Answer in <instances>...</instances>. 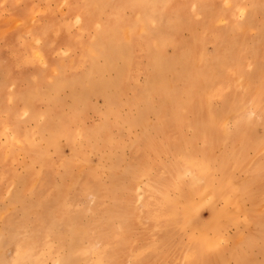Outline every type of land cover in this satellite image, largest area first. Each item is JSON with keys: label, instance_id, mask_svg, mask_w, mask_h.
I'll use <instances>...</instances> for the list:
<instances>
[{"label": "rangeland", "instance_id": "obj_1", "mask_svg": "<svg viewBox=\"0 0 264 264\" xmlns=\"http://www.w3.org/2000/svg\"><path fill=\"white\" fill-rule=\"evenodd\" d=\"M174 1L162 0L157 7L160 18L170 19L172 14L179 18L155 21L157 30H169L155 38L148 34L155 22L149 23L147 12L143 14L134 0H0V264L10 263L26 242H33L31 251L43 254L42 264L92 263L96 248L107 253L100 264H183L184 254L179 255L175 245L185 246L193 235L203 234L196 226L204 227L214 243L202 263L264 264V102L259 103L260 109L253 106L255 98L264 100V0H252L255 7L249 6L247 13L239 0ZM151 4V0L143 3L146 10ZM219 7L223 14L213 26L205 25L204 17L196 13L203 9L202 14L207 11L210 17ZM102 29L107 33L93 47ZM258 42L261 57L256 61L250 49ZM90 48H96V53ZM219 51L223 55L217 56V65L212 61L201 74L203 58L209 62ZM243 54V70L236 72ZM174 58L178 64L169 67ZM173 67L180 69L174 72ZM239 73L243 77L238 80ZM63 80L68 86H63ZM18 94L24 100L28 96L26 101ZM231 95L233 105L223 109ZM167 96L163 103L162 97ZM194 119L198 123L192 126ZM186 147L197 154L199 169L205 159L211 160V179L192 173L173 176L178 154ZM156 178L158 190L153 186ZM169 200H175L185 219L180 236L171 235L176 227H168ZM165 222L169 240L162 247ZM219 225L223 227L220 239L214 229ZM236 252L243 253V260H237ZM172 256H178L177 262Z\"/></svg>", "mask_w": 264, "mask_h": 264}, {"label": "bare ground", "instance_id": "obj_2", "mask_svg": "<svg viewBox=\"0 0 264 264\" xmlns=\"http://www.w3.org/2000/svg\"><path fill=\"white\" fill-rule=\"evenodd\" d=\"M134 1H136V3L135 4H138L137 5V7H140V9H141V7H142V12H143V14H144V11H146L147 12V14H146V18L147 19H149V23H154L155 21H157L159 18H160V15L162 14V13H160L159 11H158V6L161 4V2H162V0H151L152 2H154V4L152 5V7H150L148 10H146L144 7V5H143V3H145V1L146 0H134ZM176 1V3H177V0H175ZM174 1V2H175ZM215 1V0H214ZM231 1V0H230ZM251 1L252 0H250V2L248 3V2H244V1H241V0H239V2H240V6H241V8L243 9V12L245 13H247L248 11L246 10L249 6H253L254 5V7H255V2H252V4H251ZM121 2V1H120ZM119 3V2H118ZM233 3H234V1H233ZM255 3V4H254ZM232 4V3H231ZM146 5V4H145ZM197 5H198V3H197ZM224 5V4H223ZM222 5V6H223ZM261 5V4H260ZM111 6V5H110ZM136 6V5H135ZM228 6H230V5H228ZM258 6V5H257ZM158 7V8H157ZM198 7V6H197ZM196 6L194 7V10L196 9V11L198 10V8H197ZM226 7V6H225ZM234 7V6H233ZM210 8V7H209ZM139 9V10H140ZM163 9V8H162ZM202 10L203 9H201V11L199 12H196L197 14H198V16L199 17H201V18H203L204 17V21L206 20V23H205V25L207 24L208 26L210 25V26H213V24L219 19V17H220V13H221V11H220V7L219 8H216V10L215 11H213L214 13H210V17H209V15H208V13H207V11H206V13H204V15L202 14ZM223 10V9H222ZM261 10V9H260ZM227 11V10H226ZM99 12V11H98ZM224 12V11H223ZM230 12V11H229ZM254 12V11H253ZM226 13V12H225ZM224 13V14H225ZM232 13V12H231ZM142 14V15H143ZM194 14V13H193ZM221 14H223V13H221ZM227 14H228V12H227ZM36 15V14H35ZM247 15V14H246ZM245 15V16H246ZM254 15V14H253ZM263 15V14H262ZM107 16V15H106ZM141 16V15H140ZM168 16V15H167ZM170 16V19L169 18H167V17H163V18H160L158 21H166V20H171V17H173V18H179L178 16L179 15H176V14H172V15H169ZM190 16V15H189ZM225 16H226V14H225ZM229 16H232V14L231 15H229ZM233 16H235V15H233ZM86 17V16H85ZM207 17V18H206ZM228 17V16H227ZM237 17V16H236ZM238 17H239V15H238ZM140 18V17H139ZM145 18V20H147ZM224 18V17H223ZM229 18V17H228ZM250 20V19H249ZM254 20H255V18H254ZM104 21V20H103ZM177 21V20H176ZM235 21V20H234ZM237 22V21H236ZM258 22V21H257ZM256 22V23H257ZM22 23V22H21ZM102 23V22H101ZM178 23H180V22H178ZM264 23V22H263ZM18 24V23H17ZM20 24V23H19ZM155 29L153 30V31H148V34L151 36V35H153L155 38L160 34V33H166L167 31L169 32V30H165V29H163V30H157L156 29V26H157V22H155ZM222 24V23H221ZM246 24V23H245ZM251 24H253V22H251ZM16 25V24H15ZM76 25V24H75ZM236 25V24H235ZM255 25V24H254ZM257 25V24H256ZM149 26V25H148ZM241 26V25H240ZM253 26V25H252ZM103 27H105V26H103ZM123 27V26H122ZM170 27H172V26H170ZM15 28V27H14ZM55 28V27H54ZM105 28H107V27H105ZM112 28V27H111ZM149 28V27H148ZM174 28H175V25H174ZM233 28H237V27H233ZM110 29V28H109ZM206 29V28H205ZM222 29V28H221ZM226 29V28H225ZM238 30H239V28H237ZM248 29V28H247ZM172 30H174V29H172ZM228 30V29H227ZM231 30V29H230ZM236 30V29H235ZM229 31V30H228ZM234 32V31H233ZM259 32V31H258ZM107 33V30H104V29H102V30H100V31H98V34H97V39L95 40V42H93V47H95L97 44H98V42H100L101 40H103V38H104V36H105V34ZM263 33V32H262ZM170 35H171V32L169 33ZM168 34V35H169ZM4 35V34H3ZM133 35V34H132ZM164 35H166V34H164ZM220 35V34H219ZM222 35V34H221ZM220 35V36H221ZM229 35V34H228ZM232 35V34H231ZM54 36V35H53ZM223 36H225V33H223ZM242 36V35H241ZM259 36V35H258ZM55 37V36H54ZM148 37V36H147ZM154 37H153V39H154ZM232 37V36H231ZM238 37V36H237ZM158 38V37H157ZM17 39V38H16ZM194 39V38H193ZM255 39V38H254ZM259 39V38H258ZM257 39V40H258ZM113 40V39H112ZM235 40V39H234ZM234 40H232V41H234ZM260 40V39H259ZM194 41V40H193ZM223 40H221V42H222ZM244 41H246L245 39H244ZM102 42V41H101ZM141 42V41H140ZM220 42V43H221ZM227 42V41H226ZM229 42V41H228ZM236 42V41H235ZM240 42V41H239ZM249 42V41H248ZM255 42H257V41H255ZM254 42V43H255ZM153 43H154V41H153ZM172 43H173V41H172ZM178 43V42H177ZM243 43V42H242ZM246 43V42H245ZM262 43V42H261ZM106 44H108L107 43V41H106ZM115 44V43H114ZM144 44V43H143ZM158 44H159V42H158ZM176 44V43H175ZM227 44H229V43H227ZM237 44V43H236ZM247 44V43H246ZM99 45V44H98ZM224 45V44H223ZM264 45V44H263ZM105 46V45H104ZM151 46H152V42H151ZM220 46V45H219ZM238 46V45H237ZM239 46H241V45H239ZM153 47V46H152ZM175 47V46H174ZM234 47V46H233ZM232 47V48H233ZM97 48V47H96ZM95 48V49H96ZM108 48V47H107ZM124 48V47H123ZM133 48V47H132ZM132 48H131V52H132ZM223 48V47H222ZM230 48V47H229ZM232 48H230V49H232ZM245 48H246V45H245ZM245 48L243 49V50H245ZM248 48H249V46H248ZM9 49V48H8ZM95 49H93V48H90L89 49V51L90 52H92V53H96L94 50ZM156 49H157V47H156ZM183 49V48H182ZM217 49H219V47L217 48ZM216 49V50H217ZM106 50V49H105ZM226 49H224V51H225ZM252 52H253V55H254V57H255V60L256 61H259L260 60V51H259V42L258 43H256V45L253 47V46H251V49H250ZM103 51V50H102ZM109 51V50H108ZM120 51V50H119ZM152 51H154V50H152ZM182 51V50H181ZM230 51V50H229ZM117 52V50L115 51V53ZM151 52V51H150ZM231 52V51H230ZM229 52V53H230ZM238 52V51H237ZM247 52V51H246ZM8 53V52H7ZM89 53V52H88ZM99 53V52H98ZM100 55H103V52H101L100 51ZM152 53V52H151ZM30 54V53H29ZM112 54H114V53H112ZM132 54V53H131ZM179 55L177 56V61H179L180 60V53H178ZM200 54H202V53H200ZM239 54H240V52H239ZM116 55V54H115ZM221 55H223L222 54V52L221 51H219L216 55H214L212 58L210 57L209 58V62L207 61V58H206V56L203 58V61H202V65H201V67H200V73L202 74V73H204V69L206 68V67H208L209 66V64L211 63V65H212V63L213 62H215L216 64L215 65H217V58L219 59V57L221 58ZM227 55V54H226ZM225 55V56H226ZM230 55V54H229ZM241 55V54H240ZM262 55V54H261ZM131 56V55H130ZM130 56H128V57H130ZM154 56V55H153ZM217 56H219V57H217ZM236 56V55H235ZM248 56V55H247ZM104 57V56H103ZM109 57V56H108ZM107 57V58H108ZM127 57V58H128ZM230 57V56H229ZM202 58V57H201ZM246 58V56L243 54L242 56H241V58L239 59V63L241 64L240 66L238 65V67L236 66V72H237V69H239L240 71H242L243 70V68H242V66H243V60ZM43 59V58H42ZM151 59H152V54H151ZM182 61H180V62H182V64H184V62H185V60H186V57H184V55L182 56ZM222 59H224V58H222ZM247 59H249L248 57H247ZM98 60V59H97ZM107 59H105V61H106ZM126 60V59H125ZM130 60V59H129ZM226 60V59H225ZM127 61V60H126ZM198 61V60H197ZM213 61V62H212ZM263 61V60H262ZM128 62V61H127ZM219 62H221V59H220V61ZM128 63H130V62H128ZM128 63H127V65H128ZM200 63V62H199ZM48 64V63H47ZM110 64V63H109ZM176 64H178V63H176V59L174 58V63H170L168 66L170 67V66H175ZM220 64V63H219ZM219 64H218V66H219ZM76 65V64H75ZM179 65H180V63H179ZM197 65V64H196ZM224 65V64H223ZM162 66L164 67L165 66V62H162ZM197 67V66H196ZM210 67V66H209ZM235 67V66H234ZM260 67H261V65H260ZM259 67V68H260ZM130 68V67H129ZM175 67H173V68H170V70L172 69V71L174 70V72H178L177 70H179L178 68H177V70L176 69H174ZM221 68V67H220ZM88 69V68H87ZM235 69V68H234ZM262 69V68H261ZM37 70V69H36ZM176 70V71H175ZM80 71V70H79ZM92 71V70H91ZM191 71V70H190ZM210 71H211V69H210ZM10 72V71H9ZM61 72V71H60ZM95 72V71H94ZM93 72V73H94ZM160 72H162V71H160ZM100 73V72H99ZM102 73V72H101ZM158 73V72H157ZM205 74V73H204ZM244 74V73H243ZM247 74H249V72L247 73ZM180 75V74H179ZM230 75V74H229ZM93 76H94V74H93ZM216 76V75H215ZM232 76V75H231ZM79 77V76H78ZM98 77V76H97ZM96 77V78H97ZM160 77V76H159ZM162 77V76H161ZM200 77H201V75H200ZM243 76H242V74L241 73H239V77L237 76V78H238V80L240 79V78H242ZM101 78H103V77H101ZM233 76H232V80H233ZM231 79V78H230ZM230 79L228 80V82L230 81ZM236 79V78H235ZM92 80V79H91ZM158 80H160L159 78H158ZM165 80H167V79H165ZM202 80V79H201ZM60 81V80H59ZM162 81H163V79H162ZM176 81V80H175ZM174 82V81H173ZM173 82H171V83H173ZM182 82V81H181ZM227 82V83H228ZM63 83H65L64 82V80H63ZM63 83H62V85H63ZM77 83H79V81H77ZM185 83V82H184ZM203 83V82H202ZM11 84V83H10ZM59 84V83H58ZM168 84V83H167ZM175 84V83H174ZM197 84V83H196ZM204 84V83H203ZM202 84V85H203ZM250 84H251V82H250ZM48 85V84H47ZM65 85H67V83H65L63 86H65ZM93 85V84H92ZM169 85V84H168ZM173 85V84H172ZM179 85H180V83H179ZM219 85V84H218ZM244 85V84H243ZM259 85V84H258ZM68 86V85H67ZM86 87H89V86H87V85H85ZM184 86V85H183ZM204 86V85H203ZM18 87H20V86H18ZM78 87V86H77ZM164 87V86H163ZM173 87H175V86H173ZM219 87H221V86H219ZM90 88H92V87H90ZM94 88H97V87H94ZM197 88V87H196ZM210 88V87H209ZM215 88V87H214ZM213 88V89H214ZM229 88V87H228ZM237 88V87H236ZM243 88V87H242ZM247 88V87H246ZM57 89L59 90V88L57 87ZM81 89V88H80ZM170 89V88H169ZM185 89V88H184ZM244 89V88H243ZM56 90V89H55ZM54 90V91H55ZM163 90V89H162ZM162 90H160V91H162ZM172 90V89H171ZM175 90V89H174ZM173 90V91H174ZM192 90V89H191ZM198 91L200 90V87H198V89H197ZM86 91V90H85ZM93 91V90H92ZM159 91V92H160ZM198 91L196 92V94H195V97H196V95H198L197 93H198ZM208 91H209V89H208ZM242 91V90H241ZM264 91V90H263ZM165 92V91H164ZM261 92V90L259 91V93ZM41 93V92H40ZM44 93V92H43ZM162 93V92H161ZM170 93V92H169ZM185 93V92H184ZM254 93H255V91H254ZM0 94H1V92H0ZM144 94H148V90L147 91H144ZM163 94V93H162ZM168 94V93H167ZM261 94V93H260ZM264 94V93H263ZM29 96H30V94H28ZM44 95V94H43ZM79 96H80V94H78ZM170 95V94H169ZM168 95V96H169ZM258 95V94H257ZM2 96V95H1ZM22 95H20V94H18V97H19V99H23V102H25L26 101V98L28 97H26L25 98V100H24V98H22L21 97ZM56 96V95H55ZM168 96L167 97H164V99H163V97H162V101H163V103L165 102L164 100L166 99V100H168ZM255 96H256V94H255ZM261 96V95H260ZM31 97H33V96H31ZM53 97V96H52ZM51 97V98H52ZM177 97V94H175L174 95V98H176ZM240 97H241V95H240ZM41 98V97H40ZM44 98H46V96L44 97ZM149 98V97H148ZM184 98V97H183ZM182 98V99H183ZM230 99H228V101H227V103H226V105L227 106H225L223 109H229V107L230 106H232L231 105V102H233V98H234V96L233 95H231L230 97H229ZM38 99H39V97H38ZM47 99V98H46ZM48 99H49V97H48ZM47 99V100H48ZM77 99V98H76ZM179 99V98H178ZM242 99V98H241ZM85 100V99H84ZM59 101V100H58ZM76 101V100H75ZM170 101H172V97H171V99H170ZM208 101V100H207ZM206 101V102H207ZM240 101V100H239ZM38 102V101H37ZM51 102V101H50ZM175 102V101H174ZM189 102H190V100H189ZM253 102V101H252ZM261 102H264V100H263V97L261 96L260 98H255V101H254V104H253V106L255 107V109H257V107L260 109V106H261V104H259V103H261ZM35 103H36V101H35ZM32 104V103H31ZM77 104H79V102L77 101ZM136 104V103H135ZM172 104V103H171ZM186 104V103H185ZM188 104V103H187ZM186 104V105H187ZM208 104V103H207ZM11 105V104H10ZM114 105V104H113ZM179 105V104H178ZM137 106V105H136ZM155 106V105H154ZM182 106V105H181ZM114 107V106H113ZM147 107H148V105H147ZM180 107V106H179ZM210 107V106H209ZM76 108V107H75ZM115 108V107H114ZM132 108V107H131ZM161 108V107H160ZM186 108V107H185ZM209 109V108H208ZM253 109V108H252ZM1 110V109H0ZM39 110V109H38ZM80 110V109H79ZM180 110V109H179ZM235 110H238V109H235ZM52 111V110H51ZM153 111H155V110H153ZM160 111V110H159ZM209 111V110H208ZM253 111V110H252ZM116 112V111H115ZM207 112V111H206ZM238 112V111H237ZM255 112H257V111H255ZM261 112V111H260ZM145 113V112H144ZM150 113V112H149ZM160 113V112H159ZM185 113H186V110H185ZM194 113V112H193ZM250 113V112H249ZM45 114V113H44ZM183 114H184V112H183ZM263 114H264V112H263ZM51 115L53 116V118H54V120H53V122L55 123V118H56V114L54 113V111H52L51 112ZM148 115V114H147ZM195 115V114H194ZM251 115V114H250ZM176 116V115H175ZM178 117H179V115H177ZM39 117V116H38ZM66 117V116H65ZM127 117V116H126ZM145 117V116H144ZM161 117V116H160ZM209 117V116H208ZM259 117H261V116H259ZM210 118V117H209ZM225 118V117H224ZM35 119V118H34ZM62 119V118H61ZM61 119H60V121H61ZM64 119V118H63ZM105 119V118H104ZM130 119H131V116H130ZM135 119H136V117H135ZM134 119V120H135ZM140 119V118H139ZM178 119V118H177ZM176 119V120H177ZM253 118H251V120H252ZM57 120H58V118H57ZM72 120H74V119H72ZM123 120V119H122ZM160 120V119H159ZM209 120H212V119H209ZM227 120V119H226ZM251 120L250 121H248L247 123H249V122H251ZM261 120V119H260ZM7 121V120H6ZM45 121V120H44ZM82 121V120H81ZM139 121V120H138ZM183 121H185V119L183 120ZM257 121V120H256ZM129 123V122H128ZM198 122H197V120L196 119H194V120H192L191 121V125L192 126H194V125H196ZM209 123V122H208ZM214 123V122H213ZM216 123V122H215ZM62 124V123H61ZM123 124V123H122ZM187 124H188V122H187ZM78 125V124H77ZM105 125V124H104ZM138 125V124H137ZM147 125V124H146ZM190 125V124H189ZM247 125V124H246ZM256 125V124H255ZM14 126V125H13ZM39 126V125H38ZM66 126V125H65ZM134 126H136L135 124H134ZM254 126V125H253ZM252 126V127H253ZM257 126V125H256ZM64 127V126H63ZM107 127V126H106ZM113 127V126H112ZM129 127V126H128ZM181 127V126H180ZM183 127V126H182ZM191 127V126H190ZM210 127V126H209ZM192 128V127H191ZM218 128V127H217ZM223 128V127H222ZM240 128V127H239ZM49 129V128H48ZM106 129V128H105ZM147 129V128H146ZM145 129V130H146ZM195 129V128H194ZM193 129V130H194ZM210 129V128H209ZM225 129V128H224ZM22 130V129H21ZM70 130V129H69ZM80 130V129H79ZM97 130V129H96ZM101 130V129H100ZM181 130V129H180ZM216 130V129H215ZM42 131V130H41ZM40 131V132H41ZM104 131V130H103ZM146 131H148V130H146ZM189 131V130H188ZM242 131H243V129H242ZM245 131V130H244ZM243 131V132H244ZM66 132V131H65ZM99 132V131H98ZM101 132H102V130H101ZM216 132V131H215ZM229 132V131H228ZM250 132V131H249ZM110 133V132H109ZM156 133V132H155ZM198 133V132H197ZM222 133H223V131H222ZM57 134V133H56ZM55 134V135H56ZM62 134V133H61ZM99 134V133H98ZM97 134V135H98ZM176 134V133H175ZM181 134V133H180ZM228 134V133H227ZM34 135V134H33ZM32 135V136H33ZM36 135V134H35ZM39 135V134H38ZM90 134H88V136H89ZM96 135V136H97ZM153 135V134H152ZM225 135V134H224ZM92 136H94V135H92ZM100 136V135H99ZM173 136V135H172ZM171 136V137H172ZM177 136V135H176ZM235 136V135H234ZM238 136H239V134H238ZM245 136H247L246 135V133H245ZM58 137V136H57ZM82 137V136H81ZM80 137V138H81ZM107 137V136H106ZM198 137V136H197ZM228 137V136H227ZM233 137V136H232ZM32 138V137H31ZM49 138V137H48ZM48 138H46V139H48ZM86 138V137H85ZM261 138V137H260ZM21 139V138H20ZM37 139H39V138H37ZM43 139V138H42ZM41 139V140H42ZM59 139V138H58ZM82 139V138H81ZM88 139V138H87ZM209 139V138H208ZM228 139V138H227ZM243 139V138H242ZM250 139V138H249ZM32 140V139H31ZM50 140H51V138H50ZM82 140H84V138L82 139ZM101 140H102V138H101ZM118 140H120V139H118ZM235 140V139H234ZM36 141V140H35ZM47 141V140H46ZM52 141V140H51ZM54 141H56L55 139H54ZM223 141V140H222ZM236 141V140H235ZM40 142V141H39ZM72 142V141H71ZM82 142H84V141H82ZM161 142V141H160ZM198 142V141H197ZM202 142V141H201ZM209 142V141H208ZM38 143V142H37ZM51 143V142H50ZM258 143V142H257ZM84 144V143H83ZM82 144V145H83ZM148 144V143H147ZM218 144V143H217ZM235 144V143H234ZM244 144V143H243ZM19 145V144H18ZM35 145V144H34ZM73 145V144H72ZM81 145V146H82ZM139 145V144H138ZM149 145V144H148ZM166 145V144H165ZM241 145V144H240ZM22 146V145H21ZM48 146V145H47ZM74 146V145H73ZM106 146V145H105ZM186 146H188V145H186ZM213 146V145H212ZM7 147V146H6ZM23 147V146H22ZM241 147V146H240ZM253 147V146H252ZM137 148V147H136ZM141 148V147H140ZM153 148V147H152ZM155 148H156V145H155ZM166 148V147H165ZM187 148V147H186ZM209 148V147H208ZM214 148V147H213ZM138 149V148H137ZM142 149V148H141ZM241 149V148H240ZM8 150V149H7ZM6 150V151H7ZM18 150V149H17ZM41 150H42V148H41ZM116 150V149H115ZM145 150V149H144ZM157 150V149H156ZM210 150V149H209ZM167 151V150H166ZM240 151H243V150H240ZM4 152V151H3ZM15 152H16V150H15ZM36 152V151H35ZM42 152V151H41ZM144 152V151H143ZM201 152H202V150H201ZM212 152V151H211ZM13 153H14V151H13ZM19 153V152H18ZM118 153H120V152H118ZM148 153V152H147ZM154 153V152H153ZM164 153V152H163ZM258 153V152H257ZM256 153V154H257ZM39 154H41V153H39ZM144 154V153H143ZM146 154V153H145ZM2 155H3V153H2ZM5 155V154H4ZM8 155V154H7ZM35 155V154H34ZM179 159L176 161V164H174V167H173V170L174 171H172V173H173V176H177V177H183L185 174H187V175H189L188 173H192V175L194 176V177H196V176H205V178H206V180H209V179H211V177L213 176V172H214V168H213V164H211V160H210V156H209V160L210 161H208V160H204L203 162H204V164L202 163V168H200L199 169V167L197 166V164H196V159H197V154H195V152H193L192 151V149H185V150H183V149H181V151L179 152ZM202 155V154H201ZM11 156V155H10ZM257 156V155H256ZM38 157V156H37ZM36 157V158H37ZM111 157V156H110ZM205 157V156H204ZM124 158V157H123ZM0 159H2V158H0ZM38 159V158H37ZM77 159V158H76ZM121 159V158H120ZM199 159V158H198ZM201 159V158H200ZM243 159V158H242ZM6 160V159H5ZM82 160V159H81ZM231 160V159H230ZM116 161V160H115ZM123 161H124V159H123ZM122 161V162H123ZM161 161V160H160ZM166 161H167V159H166ZM71 162V161H70ZM76 162V161H75ZM106 162V161H105ZM146 162V161H145ZM144 162V163H145ZM217 162V161H216ZM252 162H253V160H252ZM65 163V162H64ZM110 163V162H109ZM146 163H148V162H146ZM154 163V162H153ZM10 164V163H9ZM8 164V165H9ZM69 164V163H68ZM86 164V163H85ZM87 164H88V162H87ZM118 164H120V163H118ZM229 164V163H228ZM252 164V163H251ZM250 164V165H251ZM258 164H259V166L260 165H262V161L261 160H258ZM60 165V164H59ZM112 165V164H111ZM215 165H216V163H215ZM81 166V165H80ZM118 166V165H117ZM127 166V165H126ZM144 166V165H143ZM152 166V165H151ZM201 166V165H200ZM221 166H223V165H221ZM256 166H257V162H256ZM82 167V166H81ZM84 167H86L85 165H84ZM106 167V166H105ZM214 167H216V166H214ZM71 168V167H70ZM101 168V167H100ZM106 168H108V167H106ZM148 168V167H147ZM150 168V167H149ZM68 169V168H67ZM72 169V168H71ZM76 169V168H75ZM89 169V168H88ZM146 169V168H145ZM136 170V169H135ZM150 170H152V169H150ZM71 171V170H70ZM89 171V170H88ZM145 171H147V170H145ZM2 172V171H1ZM58 172H60V171H58ZM139 172V171H138ZM149 172V171H148ZM217 172V171H216ZM220 172V171H219ZM12 173V172H11ZM61 173V172H60ZM77 173V172H76ZM100 173V172H99ZM98 173V174H99ZM112 173V172H111ZM124 173V172H123ZM162 173V172H161ZM79 174V173H78ZM117 174V173H116ZM121 174V173H120ZM139 174H141V176H143V174L142 173H139ZM148 174V173H147ZM36 175V174H35ZM62 175V174H61ZM70 175V174H69ZM112 175H113V173H112ZM123 175V174H122ZM128 175V174H127ZM10 176V175H9ZM20 176V175H19ZM18 176V177H19ZM71 176V175H70ZM102 176V175H101ZM261 176V175H260ZM263 176V175H262ZM26 177V176H25ZM39 177V176H38ZM61 177V176H60ZM64 177V176H63ZM121 177V176H120ZM216 177V176H215ZM3 178V177H2ZM8 178V177H7ZM6 178V179H7ZM16 178V177H15ZM95 178H97V177H95ZM111 178V177H110ZM114 178V177H113ZM129 178V177H128ZM132 178V177H131ZM223 178H225V177H223ZM256 178V177H255ZM44 179V178H43ZM42 179V180H43ZM75 179V178H74ZM87 179V178H86ZM94 179V178H93ZM102 179V178H101ZM122 179V178H121ZM124 179V178H123ZM138 179V178H137ZM174 179V178H173ZM181 179V178H180ZM20 180V179H19ZM70 180V179H69ZM85 180V179H84ZM111 180H112V178H111ZM159 180L160 179H155V183H153V186H155V184L157 185V189L156 190H158V188H159ZM176 180V179H175ZM203 180V179H202ZM61 181V180H60ZM66 181V180H65ZM106 181H108V180H106ZM121 181H123V180H121ZM124 181H125V179H124ZM127 181V180H126ZM177 181V180H176ZM179 181V180H178ZM215 181V180H214ZM219 181V180H218ZM62 182V181H61ZM70 182V181H69ZM71 182H73V181H71ZM95 182H96V180H95ZM111 182V181H110ZM168 182V181H167ZM167 182H162V186L164 187V186H166V184H167ZM1 183V182H0ZM35 183H36V181H35ZM34 183V184H35ZM47 183V182H46ZM67 184H68V182H66ZM65 183V184H66ZM77 183V182H76ZM97 183V182H96ZM127 183V182H126ZM184 183V182H183ZM15 184H16V182H15ZM19 184V183H18ZM17 184V185H18ZM31 184H33V183H31ZM61 184V183H60ZM66 184V185H67ZM99 184V183H98ZM111 184V183H110ZM217 184H218V182H217ZM222 184V183H221ZM2 185V184H1ZM46 185V184H45ZM69 185V184H68ZM71 185V187H72V184H70ZM95 185V184H94ZM116 186H117V184H115ZM175 185V184H174ZM177 185V184H176ZM175 185V186H176ZM180 185V184H179ZM186 185V184H185ZM192 185V184H191ZM52 186V185H51ZM63 186H64V183H63ZM90 187V185H87V187ZM93 186V185H92ZM109 186V185H108ZM149 186V185H148ZM175 186L173 187V188H175ZM214 186V185H213ZM40 187V186H39ZM53 187V186H52ZM58 187V186H57ZM65 187V186H64ZM96 187V186H95ZM94 187V188H95ZM171 187V186H170ZM20 188V187H19ZM19 188H17V190L19 189ZM32 188H33V186H32ZM42 188V187H41ZM49 188V187H48ZM55 188V187H54ZM65 188H67V187H65ZM73 188V187H72ZM93 188V189H94ZM172 188V187H171ZM181 187L179 186V190H181L180 189ZM21 189V188H20ZM87 189V188H86ZM105 189V188H104ZM166 189H168V188H166ZM166 189H165V191H166ZM177 189V188H176ZM187 189H189V188H187ZM220 189H222V188H220ZM16 190V189H15ZM31 190V189H30ZM50 190V189H49ZM56 190V189H55ZM76 190V189H75ZM85 190V189H84ZM120 190V189H119ZM173 189H171V191H172ZM178 190V191H179ZM193 190V189H192ZM58 192H59V190H57ZM56 191V192H57ZM98 190H96V192H97ZM153 191V190H152ZM176 191V190H175ZM184 191V190H183ZM254 191V190H253ZM18 192H20L19 190H18ZM51 192V191H50ZM61 192V191H60ZM84 192V191H83ZM91 192V191H90ZM89 192V193H90ZM93 192V191H92ZM95 192V191H94ZM147 192V191H146ZM259 192V191H258ZM81 193H82V191H81ZM85 193V192H84ZM144 193V192H143ZM164 193V192H163ZM178 193V192H177ZM256 193V192H255ZM15 194V193H14ZM17 194V193H16ZM32 194V193H31ZM47 194V193H46ZM87 194V193H86ZM98 194V193H97ZM96 194V195H97ZM107 194V193H106ZM117 194V193H116ZM186 194V193H185ZM19 195V194H18ZM54 195V194H53ZM58 195V194H57ZM56 195V196H57ZM163 195V194H162ZM168 195H169V193H168ZM46 196V195H45ZM44 196V197H45ZM48 196V195H47ZM164 196V195H163ZM166 196V195H165ZM198 196V195H197ZM53 197V196H52ZM102 197V196H101ZM100 197V198H101ZM114 197H116V196H114ZM151 197V196H150ZM153 197V196H152ZM194 197V196H193ZM250 197V196H249ZM248 197V198H249ZM41 198V197H40ZM66 198V197H65ZM14 199V198H13ZM101 199H103V198H101ZM162 199V198H161ZM250 199V198H249ZM17 200V199H16ZM98 200V199H97ZM245 200V199H244ZM253 200V199H252ZM21 201V200H20ZM19 201V202H20ZM25 201V200H24ZM93 201V200H92ZM112 201V200H111ZM243 201V200H242ZM31 202V201H30ZM112 202H114V201H112ZM118 202V201H117ZM127 202H129V201H127ZM169 202H170V200H169ZM167 203V208H166V210H165V215L166 216H168L169 218H168V227H170V226H174V227H176L175 228V230H173V232L171 233V235L173 234V235H175V236H180L181 234H182V230H180V228H182V226L183 225H185V219L184 220H182V211L178 208V206L176 205V202H175V200H172V202H170L171 203V205H170V203ZM28 204V203H27ZM70 204V203H69ZM112 204V203H111ZM111 204H110V206H111ZM127 204V203H126ZM159 204V203H158ZM233 204V203H232ZM21 205V204H20ZM29 205V204H28ZM73 205V204H72ZM91 205V204H90ZM101 205V204H100ZM114 205V204H113ZM128 205V204H127ZM164 205V204H163ZM166 205V204H165ZM164 205V206H165ZM181 205V204H180ZM19 206V205H18ZM88 206V205H87ZM233 206V205H232ZM109 207V206H108ZM112 207V206H111ZM169 207H170V210L168 211V209H169ZM23 208H24V206H23ZM28 208V207H27ZM113 208H115V206L113 207ZM22 209V208H21ZM105 209H107V208H105ZM164 209V208H163ZM179 209V210H178ZM83 210V209H82ZM81 210V211H82ZM94 210V209H93ZM92 210V211H93ZM108 210V209H107ZM110 210V209H109ZM140 210H141V208H140ZM139 210V211H140ZM24 211V210H23ZM67 211V210H66ZM78 211V210H77ZM96 211V210H95ZM86 212H88V211H86ZM91 212V211H90ZM114 212V211H113ZM115 212H116V210H115ZM221 212V211H220ZM27 213V212H26ZM48 213V212H47ZM92 213V212H91ZM97 213V212H96ZM111 213V212H110ZM141 213V212H140ZM253 213V212H252ZM5 214V213H4ZM49 214V213H48ZM83 214H85V213H83ZM93 214V213H92ZM114 214V213H113ZM112 214V215H113ZM116 214H117V212H116ZM119 214V213H118ZM190 214V213H189ZM192 214V213H191ZM20 215V214H19ZM97 215V214H96ZM214 215V214H213ZM2 216V215H1ZM24 216V215H23ZM221 216V215H220ZM228 216L230 217V219H234L235 217H234V215L233 214H228ZM241 216V215H240ZM6 217V216H5ZM9 217V216H8ZM14 217V216H13ZM68 217H70V216H68ZM83 217V216H82ZM101 217V216H100ZM109 217V216H108ZM135 217H137V216H135ZM138 217H139V214H138ZM147 217H149V216H147ZM157 217H160V215L159 216H157ZM24 218V217H23ZM94 218V217H93ZM96 218V217H95ZM220 218V217H219ZM223 218V217H222ZM12 219V218H11ZM38 219V218H37ZM36 219V220H37ZM120 219V218H119ZM118 219V220H119ZM217 219V218H216ZM221 219V218H220ZM219 219V220H220ZM9 220V219H8ZM13 220H15V219H13ZM99 220V219H98ZM111 220V219H110ZM139 220V219H138ZM167 220V219H166ZM262 220V219H261ZM5 221V220H4ZM53 221V220H52ZM75 221V220H74ZM74 221H72V222H74ZM136 221V220H135ZM139 221H141V220H139ZM34 222V221H33ZM40 222H41V220H40ZM70 222H71V220H70ZM192 222H193V220H192ZM91 223V222H90ZM140 223V222H139ZM215 223H216V220H215ZM242 223V222H241ZM20 224V223H19ZM18 224V225H19ZM44 224V223H43ZM49 224V223H48ZM54 224V223H53ZM68 224V223H67ZM73 224V223H72ZM122 224V223H121ZM147 224V223H146ZM192 224H194V223H192ZM209 224V223H208ZM210 224H211V222H210ZM229 224V223H228ZM261 224V223H260ZM22 225V224H21ZM66 225V224H65ZM79 225V224H78ZM112 225V224H111ZM115 225V224H114ZM144 225V224H143ZM167 225V223L165 222V224H164V226L162 227V231H163V235H161V239H163V240H161V242H160V246H161V243L163 244L164 243V245L162 246V247H164V246H166V244H168L167 243V241L169 240V238H168V236H169V233L164 229L165 228V226ZM226 225V224H225ZM53 226H55V225H53ZM74 226V225H73ZM77 226V225H76ZM215 226V225H214ZM15 227V226H14ZM17 227V226H16ZM75 227V226H74ZM87 227V226H86ZM114 227V226H113ZM117 227V226H116ZM119 227V226H118ZM123 227V226H122ZM199 227V229H198V232H200V231H204V232H202L203 234H200V235H198V236H196L195 237V235H193L192 236V240L190 241V243H188V244H185V246L181 243V242H177L176 243V245H175V247H176V250L178 251V254L180 255V254H184V255H181V257H182V260H183V264H201L203 261H204V259H205V253H206V251L209 249V248H211L212 246H214V243L211 241V239H212V237H210L209 235L210 234H208L206 231V229L204 228V227H202L201 228V226H196V228H198ZM220 227V228H219ZM219 227H214V229L215 230H218L217 231V235L216 236H218L219 235V239H220V234L222 233V231H223V227L222 226H220L219 225ZM44 228V227H43ZM42 228V229H43ZM67 228V227H66ZM195 228V229H196ZM211 228V227H210ZM19 229V228H18ZM23 229V228H22ZM36 229V228H35ZM70 229V228H69ZM260 229V228H259ZM6 230V229H5ZM17 230V229H16ZM38 230V229H37ZM262 230V229H261ZM7 231V230H6ZM27 231V230H26ZM25 231V233H27ZM70 231V230H69ZM123 231V230H122ZM164 231H166V234H165V232ZM210 231H211V229H210ZM15 232V231H14ZM19 232V231H18ZM29 232H30V229H29ZM74 232V231H73ZM75 232H77L76 230H75ZM3 233V232H2ZM20 233V232H19ZM79 233V232H78ZM197 233V232H196ZM216 233V232H215ZM123 234V233H122ZM17 235L19 236L20 234H18L17 233ZM27 235V234H26ZM124 235H125V233H124ZM264 235V234H263ZM33 236V235H32ZM50 236V235H49ZM77 236V235H76ZM113 236H115V234L113 235ZM122 235H120V237H121ZM212 236V235H211ZM214 236V235H213ZM215 236V237H216ZM252 236V235H251ZM260 236V235H259ZM34 237V239H35V236H33ZM116 237H117V235H116ZM124 237V236H123ZM262 237V236H261ZM60 238V237H59ZM260 238V237H259ZM65 239V238H64ZM218 239V240H219ZM246 239V238H245ZM82 240V239H81ZM90 240V239H89ZM96 240V239H95ZM94 240V241H95ZM130 240V239H129ZM185 240V239H184ZM248 240V239H247ZM36 241V240H35ZM98 241V240H97ZM96 241V242H97ZM113 241V237H112V239L110 240V242H112ZM215 241V240H214ZM245 241V240H244ZM249 241V240H248ZM52 242L53 241H51V244H52ZM75 242V241H74ZM73 242V243H74ZM56 243V242H55ZM61 243V242H60ZM83 243V242H82ZM89 243V242H88ZM92 243H94V242H92ZM130 243V242H129ZM240 243H242V242H240ZM84 244V243H83ZM82 244V245H83ZM127 244H128V242H127ZM126 244V245H127ZM52 245H54V244H52ZM56 245V244H55ZM132 245V244H131ZM247 245H249V244H247ZM48 246H49V244H48ZM63 246H65V245H63ZM76 246H78V245H76ZM92 246V245H91ZM109 246V245H108ZM160 246H158V248L160 249L161 247ZM241 246V245H240ZM254 246H255V244H254ZM31 247H33V242H26V244H22V245H20L18 248H17V251H16V254L14 255V257L12 258V260L10 261V263H8V264H42V261H43V257H42V255L43 254H36V253H34V249H33V251H31ZM75 247V246H74ZM79 247H81V249L83 248V246H79ZM79 247H78V249H79ZM216 247V246H215ZM247 247V246H246ZM245 247V248H246ZM12 248V247H11ZM54 248V247H53ZM85 248V247H84ZM92 248V247H91ZM126 248V247H125ZM249 248V247H248ZM50 249V248H49ZM52 249V248H51ZM58 249V248H57ZM61 250H62V248H61ZM73 250V249H72ZM80 250V249H79ZM88 250V249H87ZM225 250V249H224ZM245 250H247V249H245ZM83 251V250H82ZM89 251V250H88ZM51 252V251H50ZM50 252H49V254H50ZM60 252V251H59ZM70 252H72V251H69L68 253H70ZM76 252V251H75ZM73 253V252H72ZM78 253H81V252H78ZM88 253V252H87ZM220 253V252H219ZM48 254V253H47ZM86 254V253H85ZM91 254H94V256H95V261L94 262H89L88 260V263L87 264H100V261H101V259H103L104 258V255L105 256H107V253H105V250H103V249H97L96 248V250H93L92 251V253ZM242 252H236V258H237V260L238 261H240V259L241 260H243V256H242ZM260 254V253H259ZM45 255V254H44ZM178 255V256H179ZM223 255V254H222ZM70 256V255H69ZM113 256V255H112ZM162 256L164 257V258H166V259H170V257H169V255L168 254H163L162 253ZM178 256L176 257V256H172L173 258H174V260H175V262H177V258H178ZM85 257V256H84ZM90 257V256H89ZM111 257V256H110ZM244 257H245V255H244ZM48 258V257H47ZM69 259V258H68ZM67 259V260H68ZM87 259H88V257H87ZM163 259V258H162ZM246 259H247V257H246ZM83 260V259H82ZM117 260V259H116ZM66 261V260H65ZM60 262L61 261H59V264H60ZM63 262V261H62ZM205 262V261H204ZM243 263H244V261H242ZM64 263V262H63ZM103 263H104V261H103ZM65 264V263H64ZM71 264V263H70ZM202 264H204V263H202ZM246 264V263H245Z\"/></svg>", "mask_w": 264, "mask_h": 264}]
</instances>
